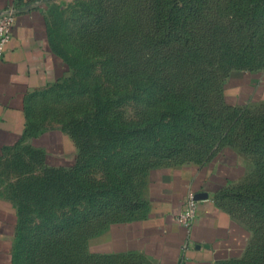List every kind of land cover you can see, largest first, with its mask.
Returning <instances> with one entry per match:
<instances>
[{
	"label": "rangeland",
	"instance_id": "1",
	"mask_svg": "<svg viewBox=\"0 0 264 264\" xmlns=\"http://www.w3.org/2000/svg\"><path fill=\"white\" fill-rule=\"evenodd\" d=\"M151 3L59 0L53 6L54 41L69 71L31 108L39 117L37 121L46 126L62 125L64 129L71 119H79L76 129L72 128L71 140L65 136L61 140L72 153L76 147L78 164L76 171L67 167L62 172L61 204L56 188L50 191V198L29 211L17 241L21 257L36 224L64 222L78 215L76 222L64 224L62 229L61 259H54L44 247L52 238L48 234L34 243L33 251L36 264L79 262L82 254L76 253V248L84 243L81 240L89 228L87 222L94 219L90 231L100 228L103 219L97 208L112 191L103 192L100 187L120 186L125 173L135 184L143 179V171L156 158L143 146L173 144L176 152L171 156L178 160L202 158L208 151L214 154L228 146L219 145V140L234 124L239 108L232 110L218 95L223 93L225 97V85L237 71L264 67V24L252 40L246 35L252 15L249 5L258 3L256 11L260 13L264 11V0H162V13L158 15ZM158 18L169 24V29L178 30V34H169L168 43L156 41ZM138 71L149 76L141 80L135 74ZM243 106V118L234 129H243L249 117L264 114V101ZM100 109L115 124L105 121L104 125L118 129L117 124H123L130 129L129 134L122 138L117 131H101L91 120ZM203 109L205 121L199 115ZM187 132L191 133L190 139L185 137ZM128 152L134 153L132 159L115 166ZM161 154V161L169 160V155ZM14 155L9 164L0 165V194L7 196L9 185L26 172L43 173L38 164H26L32 155L21 151ZM248 155L253 168L244 180L255 166ZM69 161H74L73 154ZM52 192L56 193L55 200ZM89 208H93L92 217L83 214Z\"/></svg>",
	"mask_w": 264,
	"mask_h": 264
},
{
	"label": "crops",
	"instance_id": "2",
	"mask_svg": "<svg viewBox=\"0 0 264 264\" xmlns=\"http://www.w3.org/2000/svg\"><path fill=\"white\" fill-rule=\"evenodd\" d=\"M58 1L0 0V10L18 9L0 58V165L27 145L43 151L47 165L75 164L76 147L72 153L61 144L63 136L71 140V135L62 125L40 124L31 108L69 71L52 31V8ZM235 75L225 85L230 104L264 101V67L241 69ZM248 156L240 147L228 145L203 161L171 157L151 166L138 186L142 205L121 211L120 217L89 236L87 250L132 256L143 264H225L240 258L252 231L225 192L253 168ZM191 192L200 193L201 198L196 219L187 228L176 215ZM19 227L17 204L0 194V264H24L17 249Z\"/></svg>",
	"mask_w": 264,
	"mask_h": 264
},
{
	"label": "trees",
	"instance_id": "3",
	"mask_svg": "<svg viewBox=\"0 0 264 264\" xmlns=\"http://www.w3.org/2000/svg\"><path fill=\"white\" fill-rule=\"evenodd\" d=\"M161 3L162 0H152L151 6L154 7L157 15L162 13V9L159 8ZM257 4L249 5V11L252 13V15L249 16L251 17L250 30H247L246 35L250 40L253 39L257 28L264 24V11L257 13ZM161 22L162 21L159 18L155 21L156 28L159 33V35L156 37V41L159 43H168L169 34L172 36L173 34H178V30H171L169 29V24L166 22ZM172 25L176 26L175 23ZM262 65L264 66V62ZM137 73L140 75L139 78H141V80L149 76V73H145L143 71H138L135 74L137 75ZM220 89L222 90V85H220ZM218 98L223 102V104H226L232 110L239 108V113L234 119V124L225 130L224 133H222L220 137L221 140H219V145H222L223 143L233 146L234 144L235 146L240 147L245 153L252 156L255 164L254 169L247 180H244L240 184L228 189L225 192L227 198L231 201V203L234 204V209L238 213L239 217L248 227H250L252 231L251 239L243 256L231 260L225 264H264V227H262L264 220V114L249 117L248 123H246L243 129H234V126L243 118V111L241 112L240 110H242L244 106L228 104L223 93H219ZM245 107L248 106L245 105ZM203 110L204 111H199V115L202 116L201 118L205 121L206 111L205 109ZM91 117V120H94L96 125H99V129H101V131H117L120 133L119 135H121L122 138H125L130 132V129L125 127L123 124L120 125L116 123L118 129L109 127L107 124H111L112 126H115V124L114 122H109L110 117L103 109L94 112ZM78 120L79 119L77 118L71 119L64 127V129L66 128L65 130L68 131L71 136L73 134L72 128L76 129ZM105 121H107V124L104 125ZM185 135L186 138L190 139V132L185 133ZM143 148L147 149L148 152L153 156H156L155 159L149 162L146 171H143L144 175L151 166L161 162V158H163V156H160V152L162 153L161 155H169V158H171L176 152V147L173 144L159 146L154 143L143 146ZM19 151L29 154L28 156L32 155L33 157L31 159L29 158L26 164H38L40 167H42L43 173L38 175L35 173L26 172V174L18 178L15 184L9 185L8 192L10 197L17 204L21 218V227H19L18 240L21 239V228L23 227L27 216H29V211L33 210L35 205H39L44 202V200L50 198L49 196L51 190L56 191L57 188L58 204L62 203V172L63 170L67 169V167L47 165L43 151L35 149L31 145L19 147ZM125 154L126 155H122L123 157L116 161L115 166H120L122 163L128 162L130 159H132L131 157L134 153L128 152ZM212 154L213 152L208 151L207 155L202 158L188 157L187 159L203 161ZM158 155L160 157H157ZM77 164L78 163L76 162L74 166H70L69 170L76 171ZM124 176L125 179L120 186L100 187V190L103 192L112 190L110 191L111 193L107 197V200H105V203L97 208V212L101 213L100 216L103 219L101 220V226L99 229L90 231V225H92L94 219H91L89 222H87V228H89L86 231L85 239L81 240L84 243L82 244L81 242L80 245L77 244L76 248V253H81L82 258H80L79 262L76 261L74 264H143L141 261L135 262L132 256L119 257L117 255L92 254L87 250V239L89 236L100 232L103 226H105L108 222L120 217L121 211L130 212L142 205L143 201L139 196L138 191L141 178L138 179L137 183L135 184V182L130 179V175L128 173H125ZM52 195H54L52 198L55 200L56 193L52 192ZM69 195L70 198H72V193ZM41 208L43 209L44 207ZM83 214L86 216L90 215L92 217L94 215L93 208L87 209ZM73 217L74 219L69 217L64 222L62 220H58L49 223L41 222L36 224L34 230L31 233L29 244L25 250V255L23 257L24 264H36L34 254L36 245H34V243L36 242L35 244H37L40 241L39 238L45 234L50 235L52 238L45 242L44 247L47 250L49 249L50 255H52L54 259H56V257L61 259L62 229L64 224H72L73 222H76L78 215ZM73 248L75 249V246Z\"/></svg>",
	"mask_w": 264,
	"mask_h": 264
},
{
	"label": "built area",
	"instance_id": "4",
	"mask_svg": "<svg viewBox=\"0 0 264 264\" xmlns=\"http://www.w3.org/2000/svg\"><path fill=\"white\" fill-rule=\"evenodd\" d=\"M17 8L13 6L6 7L0 10V58L3 57L6 49V43L12 35L13 23L15 21ZM198 201L196 193L191 192L186 197L181 210L177 213L176 218L178 222L190 228L197 216Z\"/></svg>",
	"mask_w": 264,
	"mask_h": 264
},
{
	"label": "water",
	"instance_id": "5",
	"mask_svg": "<svg viewBox=\"0 0 264 264\" xmlns=\"http://www.w3.org/2000/svg\"><path fill=\"white\" fill-rule=\"evenodd\" d=\"M199 194L200 193H196V197L200 199L201 198V195H199Z\"/></svg>",
	"mask_w": 264,
	"mask_h": 264
}]
</instances>
